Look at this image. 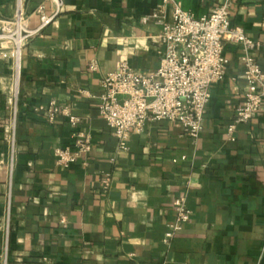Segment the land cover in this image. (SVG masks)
Wrapping results in <instances>:
<instances>
[{
    "label": "crops",
    "instance_id": "1",
    "mask_svg": "<svg viewBox=\"0 0 264 264\" xmlns=\"http://www.w3.org/2000/svg\"><path fill=\"white\" fill-rule=\"evenodd\" d=\"M178 1L202 16L223 0ZM40 3L53 10L51 2L23 0L27 12ZM160 4L62 0L56 19L23 49L11 169L4 121L12 59L2 53L9 42H0V264H264V104L228 131L246 90L238 46L226 44V75L210 88L195 142L172 122H148L119 150L99 115L106 73L123 61L138 71L158 66L160 28L143 18ZM231 11L232 25L264 44V0H234ZM14 12L15 0H0V17ZM255 58L264 70L262 49ZM50 99L80 118L77 128L35 111ZM78 129L90 133L92 149L66 168L54 150L73 147ZM181 196L190 218L166 244Z\"/></svg>",
    "mask_w": 264,
    "mask_h": 264
},
{
    "label": "built area",
    "instance_id": "2",
    "mask_svg": "<svg viewBox=\"0 0 264 264\" xmlns=\"http://www.w3.org/2000/svg\"><path fill=\"white\" fill-rule=\"evenodd\" d=\"M45 1L53 4L51 12H47L45 3L27 12L23 0H15L14 14L0 17V42L10 44L2 53L12 59L11 111L4 121L9 128L10 169L15 151L23 49L31 40L42 36L62 8V0ZM233 3L234 0H223L208 14L196 16L185 10L178 0H161V4L143 18V22L151 19L160 28L158 66L151 71H138L123 61L116 70L102 77L101 92L96 97L99 115L109 126L119 150H127L129 134L142 132L148 122H172L180 127L184 136L197 141L210 100V88L226 75L229 59L225 47L228 43L240 49L241 78L246 84L244 101L235 108L229 133L234 132L237 125L249 122L260 110L264 104V70L256 61L255 53L260 49L264 53V44L247 36L241 26L232 25ZM168 5L169 18L166 14ZM89 68L96 70L97 61L93 59ZM35 111L43 114L49 123L57 116L66 118L75 128L80 122L68 106H60L54 99L37 106ZM91 149L90 133L78 129L73 147H57L54 154L56 162L67 168L79 159L85 161ZM111 184L112 176L107 173L100 181V188L109 190ZM173 207L175 221L165 234L166 244H170L190 218L185 197L176 198Z\"/></svg>",
    "mask_w": 264,
    "mask_h": 264
}]
</instances>
